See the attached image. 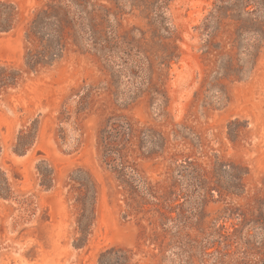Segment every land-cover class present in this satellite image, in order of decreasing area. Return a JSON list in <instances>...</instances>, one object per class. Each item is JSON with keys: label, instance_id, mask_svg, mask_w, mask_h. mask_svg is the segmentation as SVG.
<instances>
[{"label": "rangeland", "instance_id": "1", "mask_svg": "<svg viewBox=\"0 0 264 264\" xmlns=\"http://www.w3.org/2000/svg\"><path fill=\"white\" fill-rule=\"evenodd\" d=\"M9 8L0 264H264V0Z\"/></svg>", "mask_w": 264, "mask_h": 264}, {"label": "trees", "instance_id": "2", "mask_svg": "<svg viewBox=\"0 0 264 264\" xmlns=\"http://www.w3.org/2000/svg\"><path fill=\"white\" fill-rule=\"evenodd\" d=\"M9 9H10V12L8 14L0 13V25H5V24H8L10 22V19L12 18V9L11 8H9ZM38 62H40V61H38ZM36 64H38V63H34V67H35ZM3 186L5 188V186H6L5 181H4ZM4 190H6V188Z\"/></svg>", "mask_w": 264, "mask_h": 264}]
</instances>
